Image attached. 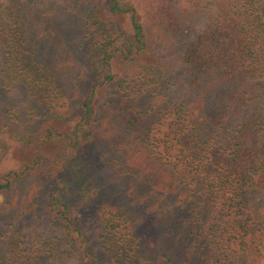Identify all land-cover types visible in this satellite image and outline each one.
Returning <instances> with one entry per match:
<instances>
[{"label":"trees","instance_id":"16d2710c","mask_svg":"<svg viewBox=\"0 0 264 264\" xmlns=\"http://www.w3.org/2000/svg\"><path fill=\"white\" fill-rule=\"evenodd\" d=\"M263 97L264 0H0V264H264Z\"/></svg>","mask_w":264,"mask_h":264},{"label":"rangeland","instance_id":"374dc122","mask_svg":"<svg viewBox=\"0 0 264 264\" xmlns=\"http://www.w3.org/2000/svg\"><path fill=\"white\" fill-rule=\"evenodd\" d=\"M133 5L136 7L137 12L142 16L146 10V7L149 3V0H131ZM76 25V21H75ZM155 40V46L156 47V53L161 54L163 47L162 43L159 42L158 39L154 38ZM153 40V42H154ZM159 42V43H158ZM165 48V47H164ZM79 58L81 63L83 62L81 49H79ZM174 79V78H173ZM24 95V89L22 86H18L15 90L11 91L10 94L6 95V100L8 102L17 103V104H23L22 96ZM22 101V102H21ZM79 99H71L70 101V107H71V114L67 116V120L72 121L73 118H76V115H78L79 112ZM261 104L264 106V97L261 99ZM43 120H41L42 122ZM40 123V122H39ZM61 126V125H60ZM12 149L10 150V153L5 157V159L0 164L2 168H12V167H18L19 161L15 158L13 155V150L16 145L13 141H10ZM100 153L98 151L93 152L92 159L90 161V164L92 166V174L94 177V183L95 188L93 187V192L95 190L94 196L89 201V204L86 207H79L77 210L76 218L77 222L79 223L82 232L89 242V247L93 250H97L96 241L93 238V232L96 227V218H97V210L99 206L106 202L108 204H111L113 206H123L125 207L131 214L138 216L142 213L140 209L135 207L131 202H129L128 198H126L124 194V189L122 188V184L119 180L114 181L112 179L111 170H109L105 165H102L101 163V157L99 155ZM36 181V179L29 178L24 183H21L19 186H24V184H28L30 182ZM94 197V198H93ZM4 201L3 196L0 195V206L2 202ZM43 215V214H42ZM45 216V214H44ZM142 224L138 225L137 232L141 236V238L149 237L154 234V228L151 227L148 222H145L142 220Z\"/></svg>","mask_w":264,"mask_h":264}]
</instances>
